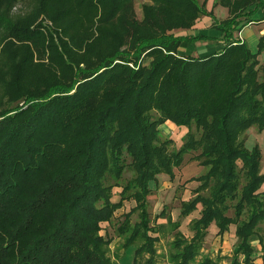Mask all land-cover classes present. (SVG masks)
Here are the masks:
<instances>
[{"label": "trees", "instance_id": "1", "mask_svg": "<svg viewBox=\"0 0 264 264\" xmlns=\"http://www.w3.org/2000/svg\"><path fill=\"white\" fill-rule=\"evenodd\" d=\"M261 11L264 0H0V264H117L102 224L126 201L118 233L133 264H158L167 228L170 264H219L205 238L232 227L228 264H254L264 148L246 138L264 135V36L255 52L240 37ZM166 123L186 129L174 150ZM187 156L205 170L180 205L179 218L199 210L191 238L166 208L148 211Z\"/></svg>", "mask_w": 264, "mask_h": 264}, {"label": "rangeland", "instance_id": "2", "mask_svg": "<svg viewBox=\"0 0 264 264\" xmlns=\"http://www.w3.org/2000/svg\"><path fill=\"white\" fill-rule=\"evenodd\" d=\"M23 2V1H22ZM25 2L21 3L18 8H24ZM140 4H135L136 14L140 17ZM210 7V4L208 5ZM220 10V9H219ZM218 17L225 16V11H217ZM261 16V13H258L257 17ZM262 18V16H261ZM260 19V18H259ZM259 26H252L247 28L245 34H253L254 37H257V30ZM249 46V44H248ZM200 44H190L187 45L184 51L186 53H191L192 56H198V54L203 53ZM163 138H172L174 140L172 145V150L178 148L181 144V139L183 138L186 129H179L175 127L172 123L164 124L160 127ZM262 134V133H261ZM254 131L253 129L248 132L246 138V145L252 147L254 144L261 145L264 148V135H261ZM188 156L185 159V164L182 165L180 169H175L176 178L174 181H169V178L166 176H161L158 179V183L153 186L152 194L148 197V211L151 216V219L161 212L163 208H166V214L169 215L174 222L180 223L178 231H180L185 237L191 238L192 232L189 228L190 222L199 217V210L193 212L187 218H179L180 205L182 201H186L190 198V184H185V182L191 177L198 176L203 174L205 171L203 168L197 166L195 162H188ZM264 161V154H263ZM262 172H264V162L262 166ZM130 178L128 172L124 174V183L127 179ZM119 186H114V188L109 192V197L112 202L119 201ZM134 206L133 201H126L124 206L117 210L110 223L102 224L103 231L102 235H105L106 239L110 240L109 245V254L110 258L114 260L117 264H133L134 259V250L135 246L130 247L127 250L123 249L124 238L118 233V228L123 222L124 216L132 209ZM137 222L136 215L130 217V223L133 225ZM158 223H166V220L160 219ZM234 227L231 228L228 236L224 237V241L220 242L219 239H215V235L210 230L205 238L202 255H207L213 260L217 261L219 264H228L230 257L232 255V249L236 243V238L233 235ZM174 232L167 228L164 236L160 237L158 243H156L157 249V261L158 264H170L168 262V254L170 251V243L173 240ZM259 234L262 236L263 240L261 243L255 241L253 244L256 248L255 261L254 264H263L264 256V224L260 225ZM147 257V256H146ZM140 262H143V259H140Z\"/></svg>", "mask_w": 264, "mask_h": 264}, {"label": "crops", "instance_id": "3", "mask_svg": "<svg viewBox=\"0 0 264 264\" xmlns=\"http://www.w3.org/2000/svg\"><path fill=\"white\" fill-rule=\"evenodd\" d=\"M259 13H261V16H262V18H261V16H259V18L261 19L257 24H253L252 26H256V25H258L259 26V28H258V32H257V35H261V36H264V11H261V12H259ZM252 26H248V27H246L244 30H246L247 28H249V27H252ZM244 30H242V32H241V40H243V42H245L246 44H249V48L253 51V52H255V49H256V45H257V42H258V40H257V37H254L253 36V34H245V32L246 31H244ZM194 32H191V34H193ZM209 44H211V43H202L201 44V47H202V49L203 48H205V46L206 45H209ZM208 47V46H207ZM185 49V48H184ZM184 49H183V51H184ZM185 52V51H184ZM166 124H168V123H166ZM162 126H164V125H162ZM161 126V127H162Z\"/></svg>", "mask_w": 264, "mask_h": 264}]
</instances>
